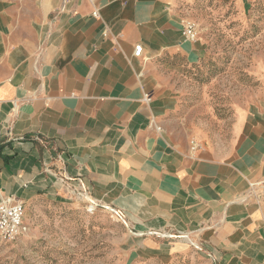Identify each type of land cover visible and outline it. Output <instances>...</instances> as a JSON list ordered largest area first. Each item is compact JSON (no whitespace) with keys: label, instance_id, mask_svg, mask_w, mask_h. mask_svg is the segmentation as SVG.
I'll return each mask as SVG.
<instances>
[{"label":"crops","instance_id":"crops-1","mask_svg":"<svg viewBox=\"0 0 264 264\" xmlns=\"http://www.w3.org/2000/svg\"><path fill=\"white\" fill-rule=\"evenodd\" d=\"M196 1L0 0L1 198L85 190L147 245L264 264V85L224 139L171 128L177 75L203 53L183 34Z\"/></svg>","mask_w":264,"mask_h":264},{"label":"rangeland","instance_id":"rangeland-1","mask_svg":"<svg viewBox=\"0 0 264 264\" xmlns=\"http://www.w3.org/2000/svg\"><path fill=\"white\" fill-rule=\"evenodd\" d=\"M188 16L203 53L177 75L181 106L171 128L180 140L224 139L236 109L264 85V0H197ZM252 192L264 204V184ZM71 197L26 205L28 231L16 241L0 235V264H209L193 241L147 245L111 209Z\"/></svg>","mask_w":264,"mask_h":264},{"label":"built area","instance_id":"built-area-1","mask_svg":"<svg viewBox=\"0 0 264 264\" xmlns=\"http://www.w3.org/2000/svg\"><path fill=\"white\" fill-rule=\"evenodd\" d=\"M94 16L98 17V13H94ZM183 34L186 41L196 42L199 36V28L193 21L186 20L184 22ZM143 50L142 45L136 46L134 56L138 58L141 57ZM145 100L149 101V97L146 96ZM157 129L161 130L160 127ZM196 148L197 146L194 145L193 150ZM75 194L84 198H89V195L85 190ZM91 203L94 208L97 207L95 203ZM25 207L26 206L23 202L12 197H0V235L5 240L16 241L19 237L27 233L28 226L24 223Z\"/></svg>","mask_w":264,"mask_h":264}]
</instances>
